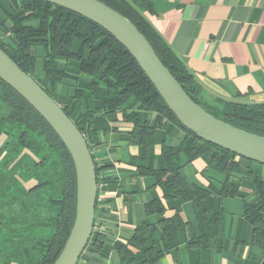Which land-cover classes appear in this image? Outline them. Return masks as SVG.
I'll return each instance as SVG.
<instances>
[{"label":"trees","instance_id":"16d2710c","mask_svg":"<svg viewBox=\"0 0 264 264\" xmlns=\"http://www.w3.org/2000/svg\"><path fill=\"white\" fill-rule=\"evenodd\" d=\"M99 1L136 26L187 94L206 112L235 127L264 136V102L222 100L209 104L199 98V86L193 75L145 17L144 11L150 10L149 0ZM10 5L11 12H5V19L0 21V48L50 97L57 102L56 87L68 77L59 66L61 61H78L79 72L91 77L85 87L76 88L73 96L59 105L87 142L97 184L103 166L92 154L94 129L90 120L96 114L114 120L123 103L133 98L137 109L123 113L122 117L133 124L132 137L140 144L144 146L146 138L158 127L166 133L174 127L184 132L176 146L163 142L160 154L148 164L145 154L132 160L139 173L152 176L161 189V198L146 203L145 212L159 214L162 219L158 224L144 221L134 228L126 244L114 245L121 264H156L165 253L181 244L198 247L202 264H206L210 242L221 232L223 198L234 197L239 191L238 184L230 179L233 173H243L253 181L255 198L244 203L243 218L252 227L251 243L263 252L262 264L264 181L249 169L243 171L242 162L251 161L203 141L186 129L129 52L98 24L42 0H20L19 3L11 0ZM75 40L78 47L73 50ZM37 45L46 50L41 79L34 76V47ZM81 101L84 111L78 113ZM95 101L99 106L93 105ZM3 106L8 112L0 114V198L3 199V203L0 201V264H52L64 246L75 216L74 165L46 120L0 79V109ZM142 111L153 112V120H144ZM181 152L189 160L209 153L212 162L225 174L221 187L202 189L189 185L180 172ZM169 198L192 202L194 226H190L178 210L171 217L163 216L162 200ZM157 242H161V250L155 248ZM101 243V234L92 229L85 249L91 245L99 248Z\"/></svg>","mask_w":264,"mask_h":264},{"label":"crops","instance_id":"0c3cea01","mask_svg":"<svg viewBox=\"0 0 264 264\" xmlns=\"http://www.w3.org/2000/svg\"><path fill=\"white\" fill-rule=\"evenodd\" d=\"M11 0H0V21L5 12H11ZM19 3L20 0H17ZM150 10L144 15L154 30L167 42L183 61L199 86V98L216 104L222 100L242 103L264 102V0H149ZM0 33V37H1ZM78 41L72 49L76 50ZM41 51V72L37 69V53ZM45 47H34V76L43 77ZM63 62V63H62ZM79 62H59L68 77L56 87L57 102L66 103L76 88L85 87L91 77L78 70ZM95 107L99 102H93ZM137 109L133 98L123 103L114 120L98 113L90 124L94 129L91 137L92 154L103 166L99 172L93 230L101 234V246H88L76 264H121L115 244H126L134 228L144 221L158 224L159 214H147L145 205L162 192L150 175H141L132 163L143 154L148 164L158 156L161 146L178 145L184 132L174 127L170 133L155 128L145 140V145L132 137L133 124L122 114ZM84 111L81 101L78 113ZM8 112L7 107L0 114ZM142 118L151 122L154 113L142 111ZM180 172L191 186L202 189H219L225 174L212 162L209 153L190 160L181 152ZM253 163L242 162L243 171L249 169L263 180L264 165L255 169ZM259 164V163H257ZM105 166V167H104ZM232 182L239 186L234 197L223 198V219L220 234L210 242L206 264H261L263 252L254 246L252 227L243 218V205L255 198L252 178L233 173ZM249 193V196L244 193ZM164 217H171L176 210L190 226L195 225L193 204L179 198L162 200ZM234 210V213L231 211ZM162 249L161 242L155 244ZM201 250L185 244L165 253L156 264H202Z\"/></svg>","mask_w":264,"mask_h":264},{"label":"water","instance_id":"95a60500","mask_svg":"<svg viewBox=\"0 0 264 264\" xmlns=\"http://www.w3.org/2000/svg\"><path fill=\"white\" fill-rule=\"evenodd\" d=\"M42 1L73 11L112 35L134 58L177 120L199 139L264 165V136L206 112L187 94L127 17L99 0ZM0 79L46 120L71 156L76 178L75 216L64 246L52 264H76L92 233L97 196L95 165L87 142L59 103L1 48Z\"/></svg>","mask_w":264,"mask_h":264},{"label":"rangeland","instance_id":"374dc122","mask_svg":"<svg viewBox=\"0 0 264 264\" xmlns=\"http://www.w3.org/2000/svg\"><path fill=\"white\" fill-rule=\"evenodd\" d=\"M38 55V59H37V69L39 70V72H41V66H42V58H41V51H39L38 53H37ZM63 63V62H62ZM37 78V77H36ZM253 165L255 166V169H257V168H259L261 165L260 164H257V163H253ZM259 175H260V177L262 178V179H264V176H263V173H258ZM244 193L245 194H247V196H249V193H246L245 191H244ZM1 200V203H3V199H2V197L0 198ZM232 213H234V210H232L231 211Z\"/></svg>","mask_w":264,"mask_h":264}]
</instances>
